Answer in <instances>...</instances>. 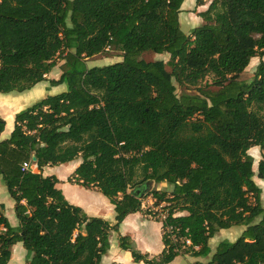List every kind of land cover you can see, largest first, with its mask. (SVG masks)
<instances>
[{
    "label": "trees",
    "instance_id": "16d2710c",
    "mask_svg": "<svg viewBox=\"0 0 264 264\" xmlns=\"http://www.w3.org/2000/svg\"><path fill=\"white\" fill-rule=\"evenodd\" d=\"M183 2L0 0V92L46 80L58 58L62 73L51 85H67L19 111L0 141V175L19 220L12 226L0 203V264L17 242L26 264H101L111 232L142 211L148 194L167 202L165 248L149 258L120 236L135 262L208 257L221 229L245 226L237 240L219 242L208 262L185 264H264L262 188L254 180L264 181V154L257 172L249 154L264 149V0H212L190 34L181 28ZM108 51L123 59L87 66ZM148 51L169 53L171 70L147 61ZM256 56L254 78L241 80ZM4 126L0 119V132ZM32 154L41 172L22 170ZM75 159L69 180L97 187L114 205V222L71 204L58 179L42 173ZM151 181L172 189L148 192Z\"/></svg>",
    "mask_w": 264,
    "mask_h": 264
},
{
    "label": "crops",
    "instance_id": "0c3cea01",
    "mask_svg": "<svg viewBox=\"0 0 264 264\" xmlns=\"http://www.w3.org/2000/svg\"><path fill=\"white\" fill-rule=\"evenodd\" d=\"M212 0H204V3L201 5H198L197 0H184L181 6V12L179 15L180 18V23H181V28L182 30L190 34L193 28L201 25L203 23V18L200 16V13L202 11H205L210 2ZM63 64V63H61ZM51 73V72H50ZM48 73L46 75V80L37 83L35 86L32 88L25 90V92H30L27 96L29 101L33 102L35 100H40L47 95L51 94H59L61 92H64L67 90V85L59 84L57 86L51 85V80L52 79H59V77H54L52 75L49 76ZM54 87V88H53ZM24 92V91H23ZM38 93V95H36ZM25 96V94H23ZM26 97V96H25ZM22 95H17L13 97V99L16 100H21ZM9 98L4 97L3 95H0V119H2L5 122V114H7L6 109L4 106L9 103ZM37 101L33 102L31 105L36 103ZM30 105V106H31ZM11 111V110H10ZM18 110L12 111L13 116L11 118H14L13 125L11 124L10 126H6L7 124L5 123L4 129L2 132H0V141L6 140L10 137L11 133L13 132L15 128V117ZM4 113V114H3ZM3 114V115H2ZM10 118V117H9ZM34 155L32 154V157L30 160L31 165L30 168L33 172H41L40 169L38 168L37 164L35 163L36 161L33 160ZM80 160H74L68 163H62V164H57V165H48L43 168V175L45 176H55L58 179L57 182V187L63 192L65 198L74 205L80 206L89 216H96V217H102L106 220L108 218L105 215V213L116 217V211L114 209V205L110 202V200L104 196L97 187H85L82 186L74 181H70V177L73 175L74 171L80 164ZM4 184L2 180V176L0 175V193L3 194V187L1 184ZM6 186V185H5ZM7 187V186H6ZM8 189V188H7ZM5 199H0V203H3L5 206L4 213L8 217L10 223L12 226L17 227L19 225L16 224L15 218L16 217H11L7 215L6 209H7V203L5 202ZM25 203V201H23ZM9 205L12 206L13 203L12 201H9ZM16 206V202L14 203V209ZM115 212V213H114ZM16 213V211H15ZM16 215V214H15ZM18 220V218H17ZM19 221V220H18ZM111 221V220H108ZM149 223L147 219L143 216L142 212H136V213H131L129 214L124 221L120 224V228L125 224V234L123 235L121 233L120 236H129L130 240L132 243H134L135 247L137 250H139L143 254H147L149 258H159L160 254L165 248L164 242H163V223L162 222H156V224L151 225V224H146ZM235 226L228 228V230L234 228ZM242 227L241 229V234L245 229V226H239ZM152 228L155 230V232L152 231ZM223 230V229H221ZM220 230V231H221ZM240 233V231H239ZM212 239V238H211ZM210 239V240H211ZM222 241V240H221ZM219 241V242H221ZM218 242V243H219ZM22 242H17L14 244L12 247H15L16 245L19 247V250H23L19 244ZM23 244V243H22ZM210 244V241H209ZM211 247V245H210ZM216 248L211 247V253L208 257H198L196 258V262H208L213 254L216 251ZM110 250V249H109ZM111 251V250H110ZM109 251V252H110ZM113 251V250H112ZM111 251V252H112ZM129 251V250H127ZM130 252V251H129ZM106 252L105 254H107ZM131 253V252H130ZM104 254V255H105ZM109 254V253H108ZM25 255V254H24ZM132 255V254H131ZM111 258V263H119V264H126L127 262L129 264L131 263V258H125L121 251H117L115 249L114 253L109 255ZM133 259V258H132ZM126 262V263H124ZM102 263V262H101ZM144 263V262H140ZM190 263V262H188ZM26 264V263H25Z\"/></svg>",
    "mask_w": 264,
    "mask_h": 264
},
{
    "label": "rangeland",
    "instance_id": "374dc122",
    "mask_svg": "<svg viewBox=\"0 0 264 264\" xmlns=\"http://www.w3.org/2000/svg\"><path fill=\"white\" fill-rule=\"evenodd\" d=\"M143 57L147 60V61H156V60H163L164 62L167 63V69L171 70V65L169 64V57L170 54L167 52L164 53H155V52H146L143 54ZM122 53L119 51H108L106 53L103 54H99L96 55L94 57H91L89 59L86 60L87 66L88 67H94V66H103V65H108V64H112L115 63L117 61L122 60ZM264 59V58H263ZM261 61V57L260 56H256L254 58H252L250 64L248 65V67L245 69V71L240 75V79L243 81H251L254 78L255 75V71L256 68L259 64V62ZM61 63H63L62 59H57V65L53 68V70L51 71V73L49 74L54 76V77H59L62 73V66ZM212 76H209L205 82L203 83V85H205L206 81H208L209 83L212 81ZM66 85V84H65ZM54 86V85H53ZM57 86V85H55ZM178 87V94H181V88L179 86ZM54 88V87H53ZM210 88L212 90H217L218 87L215 86H210ZM191 92H196V90H190ZM30 92H10V93H2L0 92V95H3L4 97H8L9 99V103L10 104H6V106H4V108L6 109L7 114H5V123L7 124L6 126H10L11 124L13 125V121L14 118H11L13 116L14 113H12V111L18 110L17 112L26 109L27 107H29L33 102L37 101H29L30 99H28L27 95ZM23 94H25V96H23ZM17 95H22V99L23 101L21 102V100H16L13 99V97L17 96ZM38 95V93L36 94ZM11 110V111H10ZM4 114V113H3ZM2 114V115H3ZM10 117V118H9ZM249 154L252 155L253 159H254V164H253V168L255 170V172H257L258 169V163L259 160L262 158V155L264 154V149L255 146L252 147L249 150ZM78 160V159H75ZM74 161V160H73ZM254 180L256 181V183L262 188V203L264 206V181L260 178L257 177V175L254 176ZM3 187V194L0 193V199H5L6 203H7V209H6V213L7 215L11 216V217H16L17 215H15V209H14V203L15 200L11 197L7 187L5 186V184H1ZM153 189H157V190H162V191H168L170 192L172 189V185L167 183V182H161V183H155L154 181H151L149 183L148 186V192H150ZM131 191V189H130ZM9 201H12L13 205L10 206L9 205ZM167 205V202H158L151 194L146 195L143 198V202H142V213L143 216L145 217V219L148 220L149 223L146 222V224H151L154 225L156 224V222H162V216L165 214V206ZM115 213V212H114ZM108 218V220H111V222L115 221V218L112 215H109L107 213H105V215ZM15 222L16 224L19 223V221L17 220V218H15ZM125 224L120 228V230L118 231H112L111 235H110V250H108L107 254L102 256L101 259V264H114L113 262L111 263V258L109 255L114 253L115 249L117 251H121L122 255L127 259L131 258V263L133 264H145V263H140V262H135L132 258V255L129 251L124 250L120 247V235L121 233L124 235L125 233ZM241 229L242 227L239 226H235L234 228L228 230V229H223L221 231H219L211 240H210V245L212 248L217 247L218 242L221 240H227V241H235L237 240L238 237H240L241 235ZM163 230V229H162ZM152 231L155 232V230L152 228ZM240 231V233H239ZM19 246L23 249V250H19V247L16 245L15 247L11 248V257L10 260L8 262V264H25L27 261V250L24 247V245L22 243L19 244ZM110 251V252H109ZM25 254V255H24ZM196 258L191 254H184V255H179L177 256L172 262L168 263V264H185L187 262L190 263H195L196 262ZM144 262V261H141ZM126 263V262H124ZM126 264H129L128 262Z\"/></svg>",
    "mask_w": 264,
    "mask_h": 264
},
{
    "label": "built area",
    "instance_id": "2783aa9c",
    "mask_svg": "<svg viewBox=\"0 0 264 264\" xmlns=\"http://www.w3.org/2000/svg\"><path fill=\"white\" fill-rule=\"evenodd\" d=\"M30 165H31V161H25V162L23 163V165H22V170L26 171V170L31 169V168H30ZM166 217H167V212L165 211V214L162 216L161 221L163 222V221L166 219ZM168 230H169V231H173V227H169ZM173 237H175V236H173ZM188 242H189V241H188Z\"/></svg>",
    "mask_w": 264,
    "mask_h": 264
},
{
    "label": "water",
    "instance_id": "95a60500",
    "mask_svg": "<svg viewBox=\"0 0 264 264\" xmlns=\"http://www.w3.org/2000/svg\"><path fill=\"white\" fill-rule=\"evenodd\" d=\"M33 160L36 161V157L35 156L33 157Z\"/></svg>",
    "mask_w": 264,
    "mask_h": 264
}]
</instances>
